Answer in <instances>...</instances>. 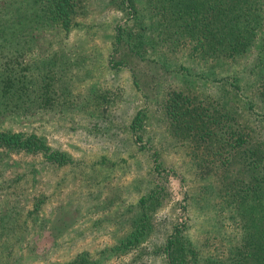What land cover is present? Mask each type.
<instances>
[{
    "label": "rangeland",
    "instance_id": "1",
    "mask_svg": "<svg viewBox=\"0 0 264 264\" xmlns=\"http://www.w3.org/2000/svg\"><path fill=\"white\" fill-rule=\"evenodd\" d=\"M162 5L81 0L77 28L68 34L37 30L34 51L25 58L43 71L40 77L47 71L46 80L36 82L37 111L1 116L0 129L36 134L70 161L1 153L0 264H68L78 255L99 264H169L167 244L177 240L186 264H227L243 235L255 239L263 232V222L256 223L262 196L243 175L242 157L245 147L264 154L254 56L202 59L193 44L176 37L178 25L168 26ZM260 32L257 41L264 40ZM43 85L50 86L49 96ZM173 92L212 102L196 104L199 115L217 113L216 102L233 112L247 143L232 152L230 166H220L213 147L186 139L187 129L176 125L175 131L164 108ZM138 112L143 119L133 129ZM221 114L226 123L220 134L231 127ZM227 173L242 179L246 207L239 195L230 196ZM152 194L159 202L155 211ZM146 212L139 241L122 247ZM254 218L257 226L245 227Z\"/></svg>",
    "mask_w": 264,
    "mask_h": 264
},
{
    "label": "trees",
    "instance_id": "2",
    "mask_svg": "<svg viewBox=\"0 0 264 264\" xmlns=\"http://www.w3.org/2000/svg\"><path fill=\"white\" fill-rule=\"evenodd\" d=\"M159 1L164 4L162 5L163 15L167 17L168 26L172 22L178 25L175 30L176 37L193 44V50L198 52L202 59L211 57L217 60H236L237 57L251 52L255 62L251 76L258 82L256 90L264 102V40H256L262 33L260 31L262 29L264 31V0H156V2ZM80 2L81 0H0V117L11 115L29 117L37 111V108L33 106L36 101L35 86L41 78L46 80L47 71L44 73L45 77H40L43 71L34 66L33 60L25 61V58L34 51L31 46L40 28L43 30L50 27L51 30L59 28L68 34L73 28L79 26L77 17L83 12L78 11ZM231 78L232 81H236L235 76ZM231 85L234 90L241 92L240 84L231 83ZM43 87L44 94L49 96L50 86L43 85ZM196 99L198 98L182 93H171L165 100L166 118L174 123L175 131H177L176 125L178 128L187 129L190 137L186 139L200 140L198 143L203 141L202 143L208 145V148L213 147L212 155L216 161L220 162V166H230L232 152L246 144L247 140L244 138L247 137L242 133L233 112L226 108L227 111L223 112L221 108L224 106L216 102L215 106L219 109L217 113L211 111L210 116L199 115L196 113V104L204 105V101L212 102L205 98ZM49 101L50 97L46 98V102ZM249 103L251 110L253 105ZM205 111L208 112V109L206 108ZM221 113L230 119L231 127L220 134L226 123L222 124ZM142 119L141 112H138L132 128L136 129V124ZM244 129L246 130L245 127ZM210 135H214L215 139L206 138ZM225 135L231 138L227 139ZM228 145H230V152L224 154V148ZM247 149L242 148L245 164L243 175L249 176L253 191L259 190L262 196V207L259 209L261 214L257 217L259 222L256 223L263 222V232L255 239L250 234L243 235L240 246L229 252L227 264H246L253 261L256 264H264V154L259 153L258 149L252 152ZM10 151L40 153L48 163L64 164L70 161L66 154L52 150L36 134L0 129V155H3L2 152ZM249 153L252 155L248 156ZM223 177L229 181L232 179L229 173L224 174ZM237 178L235 173V179H232L231 195L230 192L227 193L230 196L239 195L238 199L246 207L247 194L243 192L244 195H240L243 190L242 179ZM229 187L227 186L228 189ZM221 189L227 190L226 186ZM148 200L151 211H155L159 205L158 199L152 194L148 196ZM140 203L145 206L144 199ZM248 212L250 214V209ZM146 215L147 212L136 223L134 232L129 235L122 247H129L139 241V236L143 231L145 232V224L140 225L139 222L147 219ZM9 218L11 217H7L8 220L4 222V225L9 224ZM256 223L255 218L254 222L248 219L245 227H255ZM177 242L178 240L174 244H167V249H170L169 264H186L183 246ZM235 255H241V260L234 259ZM68 264L99 263L88 259L86 255H78Z\"/></svg>",
    "mask_w": 264,
    "mask_h": 264
}]
</instances>
